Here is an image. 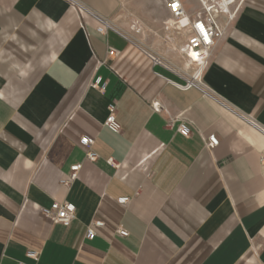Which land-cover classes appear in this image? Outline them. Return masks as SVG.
<instances>
[{
    "label": "crops",
    "instance_id": "crops-1",
    "mask_svg": "<svg viewBox=\"0 0 264 264\" xmlns=\"http://www.w3.org/2000/svg\"><path fill=\"white\" fill-rule=\"evenodd\" d=\"M76 1L115 31L65 0H0V264H264V134L246 121L264 129V0L244 1L203 73L230 110L174 88L142 50L173 53L161 0ZM53 202L74 204L69 226L42 215Z\"/></svg>",
    "mask_w": 264,
    "mask_h": 264
},
{
    "label": "built area",
    "instance_id": "built-area-1",
    "mask_svg": "<svg viewBox=\"0 0 264 264\" xmlns=\"http://www.w3.org/2000/svg\"><path fill=\"white\" fill-rule=\"evenodd\" d=\"M75 11L78 13H85L91 16L97 23L96 31L99 34H105L109 30L115 31L112 24L101 16L89 11L81 3L76 0H65ZM169 18L176 22H181L184 18H188L187 22L181 31L184 35V41L182 43V49L180 54L182 59L189 63L192 67L189 72L182 69L179 65H175L165 60L163 57L156 53H152L146 49H142L144 53L150 58L153 65L160 66L174 75H176L181 82L169 81L171 85L179 91L185 92L189 90L198 91L203 98L214 101L223 107L230 110V108L222 101L209 87L203 82V73L209 63L211 52L218 41L222 38L224 33L225 24L232 21L245 0H195L197 3V9L193 14H189L186 4L183 0H161ZM226 7V8H224ZM164 29L168 31L167 25ZM119 33V32H118ZM124 39L128 37L122 33H119ZM114 52L109 51L108 56H113ZM101 77H96L90 82V87L96 89L98 92L103 93L105 85L101 83ZM159 108H157L158 110ZM109 114L104 121V126L113 133H119L121 127L116 120L115 108L113 105L108 107ZM237 115L235 111H232ZM250 125L259 129L264 134V129L259 128L256 123L250 120H246ZM173 122H169L168 126L172 127ZM176 131L183 137L190 135L189 126L181 121ZM206 149L211 150L215 148L219 141L214 134L209 135L206 138H202ZM80 145L86 149V158L90 161L96 160V155L91 151V147L94 144V139L89 137H81ZM108 165L116 166L114 160L109 158ZM264 165V158L261 159ZM81 164H75L70 167L69 180L62 182L68 184L74 180L77 172L80 170ZM129 198L122 197L117 199L119 204L128 203ZM76 207L70 202H53L49 208L42 209V215L53 224H59L62 226H69L75 218ZM103 227V223L98 220H93L86 229L85 238L92 240L95 236V228ZM117 234L121 237H127L128 232L122 229L117 231ZM26 257L34 262L39 259V253L35 251H27ZM27 264V263H20Z\"/></svg>",
    "mask_w": 264,
    "mask_h": 264
},
{
    "label": "rangeland",
    "instance_id": "rangeland-1",
    "mask_svg": "<svg viewBox=\"0 0 264 264\" xmlns=\"http://www.w3.org/2000/svg\"><path fill=\"white\" fill-rule=\"evenodd\" d=\"M187 4H188L187 7H188L189 14H193L195 12V10L197 9V3L195 2V0H188V3ZM169 23H167V24H169ZM152 39H155L156 40L157 37H155L154 35H152ZM161 41H165V42L166 41H169V42H171L172 47H173L172 48L173 49V53H172L171 56L168 54V52H166V53L164 52L163 53L161 51V50H164V48H163V46L160 45V43L158 44L160 46V51H159V47H157V46L154 47V49L150 47V45L153 46L155 44V41H151L150 43H146L147 44L146 46H148V48L150 47V49L152 51H154V53L160 55L165 60L169 61L172 64H175L173 62H175L176 59L179 57V50H180L181 45L183 43L182 38L180 37V35H177V34H169V33H166L164 35V31H163V34L161 35ZM144 45H145V42H144Z\"/></svg>",
    "mask_w": 264,
    "mask_h": 264
},
{
    "label": "bare ground",
    "instance_id": "bare-ground-1",
    "mask_svg": "<svg viewBox=\"0 0 264 264\" xmlns=\"http://www.w3.org/2000/svg\"><path fill=\"white\" fill-rule=\"evenodd\" d=\"M224 8H226V7H224ZM187 20H188V18L186 17L181 22L178 23V22L174 21L173 19H171L170 23L167 24L168 32L170 34L183 35V33H182V31L180 29H181V26L183 27V25H185V23L187 22ZM181 61H182V64L180 65V67L182 69H184L185 71H188L189 72V70L192 67L189 66V63L186 60L182 59V56H181Z\"/></svg>",
    "mask_w": 264,
    "mask_h": 264
}]
</instances>
